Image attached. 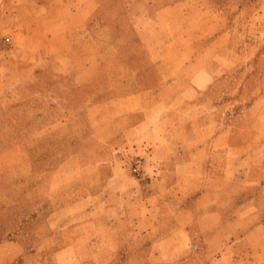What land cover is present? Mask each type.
<instances>
[{"label": "rangeland", "instance_id": "obj_1", "mask_svg": "<svg viewBox=\"0 0 264 264\" xmlns=\"http://www.w3.org/2000/svg\"><path fill=\"white\" fill-rule=\"evenodd\" d=\"M72 263L264 264V0H0V264Z\"/></svg>", "mask_w": 264, "mask_h": 264}, {"label": "crops", "instance_id": "obj_2", "mask_svg": "<svg viewBox=\"0 0 264 264\" xmlns=\"http://www.w3.org/2000/svg\"><path fill=\"white\" fill-rule=\"evenodd\" d=\"M228 137L226 136V135H223L222 133L221 134H218L217 136H215V139H214V143L215 144H218V143H221L222 141H225V139H227ZM158 198H159V196H157ZM79 203H81V202H79ZM78 203V204H79ZM77 204V205H78ZM59 212H57L56 214H58ZM127 214V213H126ZM124 215L126 218H124V216L122 215V216H120V220L121 221H123V219H127L128 217H127V215ZM89 215H91V213L89 212ZM105 215H107V218L109 219V220H111L112 218H111V215H110V213H109V211H108V213L107 212H105ZM59 215H57V217H58ZM67 218H72V217H67ZM62 220H64V218H61ZM56 225H57V227H56ZM52 226H54V227H56V228H58V224L57 223H53L52 224ZM84 226V225H83ZM71 227H74V226H71ZM164 243V241H161V242H157L156 244H155V246H154V248L156 249V248H159L162 244ZM76 251H77V245H76V243H74V242H72V243H70V244H67V245H65V246H62V247H60V248H58V249H56L55 250V258L56 259H58V258H60L63 254H66V253H76ZM153 255H155L157 258H159L158 260H160L161 262H165V261H163L161 258L163 257V255H162V253H156V254H154L153 253ZM73 264V263H72Z\"/></svg>", "mask_w": 264, "mask_h": 264}]
</instances>
